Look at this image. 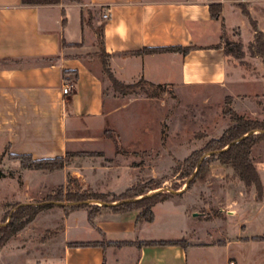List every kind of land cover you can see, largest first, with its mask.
<instances>
[{
    "label": "crops",
    "instance_id": "crops-1",
    "mask_svg": "<svg viewBox=\"0 0 264 264\" xmlns=\"http://www.w3.org/2000/svg\"><path fill=\"white\" fill-rule=\"evenodd\" d=\"M210 3L221 5L219 19L210 16ZM226 7L248 19L249 15L234 0H55L29 4L0 0L1 145L9 156L39 161L64 158L80 152L82 147L103 142L89 134L98 130L103 133L106 119L122 111L126 104H120V96L105 92L95 33L101 23L100 38L108 55V67L119 82L130 84L142 78L177 89L218 86L232 90V84L239 80H227L228 53L223 43ZM105 8L110 16L102 21L100 14ZM86 10L92 13L90 21L86 19ZM251 17L264 41V30L259 29L256 17ZM250 32L243 45L255 41V31ZM169 46L193 49L185 55L177 51L134 53L143 48ZM64 83L71 84L68 94L62 93ZM225 174L224 170L210 169V178H224ZM187 195L175 193L163 201L175 216L164 217L160 230L153 228L155 220L150 226L139 221L138 213L114 215L110 219L95 217L93 224L83 209L66 213L62 216L59 258L38 261L20 246H4L0 250V264H189V248L194 249V264H212L210 259L214 255L208 247L224 249L222 264H227L229 257L239 260L238 264H264L263 250H232L227 241L206 244L196 239L194 232L190 233L195 240L188 241L185 248L145 244L185 239L181 225L187 221V210L176 207L178 199ZM41 215L43 211L32 225ZM195 218L208 225L216 223L198 213ZM248 222L247 218L239 220L236 243L253 236L244 228ZM130 231L144 236L118 238ZM68 243L99 245L70 248Z\"/></svg>",
    "mask_w": 264,
    "mask_h": 264
},
{
    "label": "rangeland",
    "instance_id": "rangeland-1",
    "mask_svg": "<svg viewBox=\"0 0 264 264\" xmlns=\"http://www.w3.org/2000/svg\"><path fill=\"white\" fill-rule=\"evenodd\" d=\"M234 2L249 16L247 19L232 12L229 7L225 9L223 43L228 53L227 80H239L232 84V90L218 86L177 89L165 85L156 88L145 85L144 89L154 97H146L139 89L137 95L122 96L102 73L106 94L118 95L120 104H126L122 111L106 119L103 133L98 130L89 134L102 138L103 144L82 147L80 152L70 154L67 157L69 164L62 170H33V173H29L31 170L25 167L28 161L24 160L22 165L19 160L11 158L0 142V227L7 225L20 207L51 205L42 210L43 216H39L35 224L32 225L31 221L21 231L10 236L3 247L20 246L38 261L57 259L62 247L60 234L63 229L62 216L67 213L65 207L83 204L87 207L82 209L87 213L90 211L95 217L110 219L119 215L113 214L109 210L111 207L137 203L155 194L187 192V196L178 199L176 207L187 210V221L181 225L186 239L183 240L184 245L195 240L190 233L194 232L196 239L206 244L217 245L227 241L232 250L248 248L264 251V238L259 237L264 235V192L259 197L255 189L246 188L230 168H221L218 162L212 160L208 169L226 171L224 178H210L209 173L205 181L191 184L189 190L186 189L187 183L192 182L196 170L184 178V174L191 171L184 160L192 152L205 148L209 141L218 139L232 125L229 116L224 113L227 108H232L243 118L264 122V58L260 55L263 44L262 41L242 44L249 40L250 29L258 30L251 16L256 17L259 29L264 30V10H261L264 0ZM96 18H99L98 15ZM99 26L95 29L98 45ZM231 93L233 95H229ZM105 131L110 133L105 135ZM257 132L253 134L257 135ZM117 136L118 146L114 144ZM209 156L206 152L200 161ZM250 158L264 190V140L252 148ZM133 184L135 186L129 187ZM60 186L64 188L62 201L50 200L56 198L54 193ZM134 187H144L141 190L145 195L136 198L123 196ZM154 188H157L156 191ZM69 194L87 198L70 203L66 197ZM95 207L99 211L91 209ZM170 209L163 202L152 208L151 222L155 220L153 228L162 229V219L175 216ZM138 212L134 210L128 213ZM197 213L199 217L213 219L216 223L208 225L201 219L196 221ZM241 218H247L249 222L244 228L248 235L253 236L248 237V241L236 243ZM45 220L48 224L43 223ZM139 221L148 225L151 223L144 218ZM46 228L50 230H44ZM49 232L54 233L48 236ZM138 236L144 235L130 231L121 233L118 238L131 240ZM208 249L214 255L210 259L212 264H222L224 249ZM193 255L194 249L189 248V264H194ZM230 260L234 264L239 262L232 257H229Z\"/></svg>",
    "mask_w": 264,
    "mask_h": 264
},
{
    "label": "trees",
    "instance_id": "trees-1",
    "mask_svg": "<svg viewBox=\"0 0 264 264\" xmlns=\"http://www.w3.org/2000/svg\"><path fill=\"white\" fill-rule=\"evenodd\" d=\"M54 1L55 0H22L24 4H29L31 2L47 3ZM75 1H79V0H75ZM209 12H210V16L213 19H219L221 13V5L219 3H210ZM84 14H85L84 11H82V19L83 17H85ZM86 15H87L86 17L87 21H90L92 19L91 11L86 10ZM102 27H103V23H101L99 26L100 36L102 33ZM254 31L256 34L255 41L256 42L262 41L263 50L260 55L264 58V41L262 40V34L257 29H254ZM98 47H99L98 57L102 65V71L106 75L108 80L111 82L114 89L120 95L122 96L130 95V94L137 95L139 93V90H141L144 92L146 97H154L152 93L150 94L144 89L145 85L155 88L163 86V85H155L142 78L139 79L136 83L124 84L119 82L114 78L108 67V55L103 50V44L101 38ZM191 49H193V46H188V47L169 46L163 48H143L142 50L134 53L141 54V53H154V52H162V51H177L185 55ZM224 113L225 115L229 116L232 125L229 128H227L218 139H213L209 141V143L205 148L192 152L190 156L184 160V163H186L189 166V169H191L190 172L184 174V178H188L190 175H192V172L196 170L192 182L188 183L186 189L189 190L191 184L195 182H203L206 180V178H208L210 173V170L208 169V165L212 160L218 162L219 165L223 167L230 168L246 188L253 187L257 195L261 197L263 194V185L259 173L251 161L250 155L252 148L259 141L264 140L263 133L257 135L253 134L254 132L257 131L264 132V122L257 120H249L243 118L242 116H238L232 108H227L224 111ZM109 133L110 132L105 131V135ZM247 134L249 135L244 137ZM114 144L116 146L119 145L118 136L114 139ZM206 152L210 154L209 158L200 161V159L202 158V156L205 155ZM213 152H216V154H212ZM69 156L70 154H67L64 158H55V159L39 160V161H33L30 157H26V156H11V158L19 160L22 163V165H24V160H27L28 164L25 167L30 170L53 172L65 168L69 164V162L67 161V157ZM142 188L144 187L131 188L125 194H123V196H126L127 198H136V197L144 196L145 194L141 190ZM63 189L64 188L62 186L58 187L54 193L56 198L53 199L49 198V199L62 201ZM155 189L157 188H154V190ZM172 196L173 194H167V193L155 194L149 197H144L137 203L125 204V205L122 204L116 207H111L109 208V210L113 214H123V213L132 212L134 210H138L139 220L144 218L146 222H151L153 219L152 208L157 203L163 202ZM66 197H67V201L70 203L81 202L82 200L87 198L83 195H73V194H69ZM98 200H101V198L99 199L98 197ZM50 207L51 205L38 206V207L23 206L18 208V210L12 216L10 222L5 226L0 227V249L3 247V245L9 239L10 236L21 231L27 224H29L31 221L34 220V218L40 211ZM85 207L87 206L83 204L72 205L65 207L64 211L69 213L76 210H80ZM91 209H96L97 211H99L97 207ZM88 218L90 223L93 224L95 215L89 211ZM53 233L54 232H49L48 236L53 235ZM145 244L158 245V246L176 245L184 248L186 247V245L183 244V240L149 242ZM98 245L99 244L97 243H68L66 246L70 248H79V247L98 246Z\"/></svg>",
    "mask_w": 264,
    "mask_h": 264
},
{
    "label": "built area",
    "instance_id": "built-area-1",
    "mask_svg": "<svg viewBox=\"0 0 264 264\" xmlns=\"http://www.w3.org/2000/svg\"><path fill=\"white\" fill-rule=\"evenodd\" d=\"M110 16V11L108 8H105L103 12L100 14L101 20L105 21L109 18ZM71 90V84L69 83H64L62 87V93L63 94H68ZM227 264H234L232 260L228 261Z\"/></svg>",
    "mask_w": 264,
    "mask_h": 264
},
{
    "label": "water",
    "instance_id": "water-1",
    "mask_svg": "<svg viewBox=\"0 0 264 264\" xmlns=\"http://www.w3.org/2000/svg\"><path fill=\"white\" fill-rule=\"evenodd\" d=\"M257 133H258V134H262V133L264 134V132H261V131H258ZM248 135H249V134L245 135L244 137H246V136H248ZM244 137H243V138H244ZM236 142H238V141H236ZM227 148H228V147H227ZM227 148H225V149H227ZM187 184H188V183H187ZM146 197H149V196H146Z\"/></svg>",
    "mask_w": 264,
    "mask_h": 264
}]
</instances>
